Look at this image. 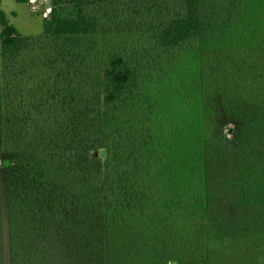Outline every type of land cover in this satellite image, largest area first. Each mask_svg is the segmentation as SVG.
Masks as SVG:
<instances>
[{
  "label": "trees",
  "instance_id": "trees-1",
  "mask_svg": "<svg viewBox=\"0 0 264 264\" xmlns=\"http://www.w3.org/2000/svg\"><path fill=\"white\" fill-rule=\"evenodd\" d=\"M49 2L0 7V264H264V0Z\"/></svg>",
  "mask_w": 264,
  "mask_h": 264
},
{
  "label": "rangeland",
  "instance_id": "rangeland-1",
  "mask_svg": "<svg viewBox=\"0 0 264 264\" xmlns=\"http://www.w3.org/2000/svg\"><path fill=\"white\" fill-rule=\"evenodd\" d=\"M33 1V2H31ZM0 7L5 12L8 20L12 23L17 30L23 35H34L42 33L43 18L49 11L50 2L49 0H0ZM42 56L32 55L31 53L24 54L18 58L17 65H23L27 67L26 77L29 85L36 86L33 83L38 82L39 73L42 66ZM8 69V68H7ZM6 67L4 68V60L0 50V72L6 74ZM12 71V70H11ZM9 71V74L11 73ZM21 75L14 76L12 73L9 75L10 81L7 82L6 86L13 92L16 85L19 83ZM99 153L102 157L105 156V146L102 144L99 148Z\"/></svg>",
  "mask_w": 264,
  "mask_h": 264
},
{
  "label": "water",
  "instance_id": "water-1",
  "mask_svg": "<svg viewBox=\"0 0 264 264\" xmlns=\"http://www.w3.org/2000/svg\"><path fill=\"white\" fill-rule=\"evenodd\" d=\"M95 154H97V152H95Z\"/></svg>",
  "mask_w": 264,
  "mask_h": 264
},
{
  "label": "built area",
  "instance_id": "built-area-1",
  "mask_svg": "<svg viewBox=\"0 0 264 264\" xmlns=\"http://www.w3.org/2000/svg\"><path fill=\"white\" fill-rule=\"evenodd\" d=\"M31 2H33V1H31Z\"/></svg>",
  "mask_w": 264,
  "mask_h": 264
}]
</instances>
